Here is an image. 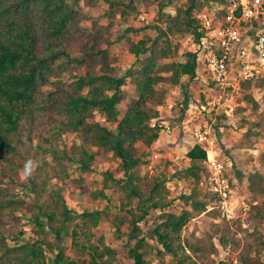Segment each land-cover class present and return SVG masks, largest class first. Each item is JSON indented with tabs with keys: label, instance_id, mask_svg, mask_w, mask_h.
Wrapping results in <instances>:
<instances>
[{
	"label": "trees",
	"instance_id": "obj_1",
	"mask_svg": "<svg viewBox=\"0 0 264 264\" xmlns=\"http://www.w3.org/2000/svg\"><path fill=\"white\" fill-rule=\"evenodd\" d=\"M81 1L0 0V264H42L46 258L45 245L53 255V264H112L103 258L100 245L93 240V230L102 221H120V216L100 208L74 212L66 202L59 210L39 203L49 178L43 179L40 169L36 173L30 172L25 179L21 177L25 165L29 161L33 163L37 156L32 153L33 142L38 140L37 148L44 152L51 149V156L58 164H63L64 160L77 162L84 170L95 161L97 152L92 148H104L121 161L127 176V183L122 185L123 192L128 185H134L132 194H139L137 176L130 174L131 169L145 162L144 152L138 153V143L147 148L160 139L159 127H153L151 123L153 118L161 115L158 107L168 102V86L182 85L185 78L198 80L196 50L185 52L184 60L173 59L179 52L173 36L191 34L199 44L205 34L199 19L202 10L198 0H187L177 7L174 15H168L166 29L156 37L127 38L126 47L138 58L139 66L126 76L115 74L111 55L115 42L114 23L105 24L93 19L82 9ZM98 1L87 0L92 6ZM139 1L155 5L159 10L174 4V0ZM104 2L113 13L120 12L123 19L130 10H135L132 1ZM226 3L227 0L220 1V5ZM121 6L124 9H119ZM225 13L222 10L219 16L223 17ZM90 20L91 25H85ZM127 78L134 86L132 92L123 89ZM253 84L262 86L264 80L245 81L242 86L251 88ZM246 98L253 99L250 93ZM120 108H124L123 114ZM110 123L114 128L109 126ZM69 132L76 133L79 143H74L68 150L53 147L55 141ZM187 156L191 164L182 172L183 177L202 183L209 174L206 150L195 144ZM44 164L49 165V162L44 161ZM56 167L52 165L53 169ZM58 179L62 181L61 177ZM153 179L152 193L160 186H166L163 176ZM111 181L120 183L122 180L109 172L104 185L108 186ZM28 183L36 193L34 202L38 212L30 216V222L38 226V239L11 245L6 241V222L25 202L16 197L13 190L17 185L27 186ZM255 190L264 193V185L258 180ZM212 195L218 209V198ZM184 198L188 200L192 196L184 195ZM153 207L160 205L155 202ZM196 208L203 211L205 204H197ZM253 208L259 222L264 221L263 205ZM146 214L144 211L139 219H133L134 237L129 244L126 264H148L143 251L145 239L139 238L141 231L137 223ZM194 214L188 210L167 212L153 230L164 249L173 255V264H189L190 256H180L181 250L190 247L195 254L203 251L197 243L193 245L181 236ZM238 227L242 228V224ZM69 234L81 253L79 259L69 256L63 247V240ZM82 234L85 242L81 241ZM246 241L235 264H264V254L252 252L254 242ZM221 243L241 247V239L230 234L223 235ZM210 253L203 255L206 264L212 262L208 260ZM200 257L202 255H197ZM193 262L196 264L195 259ZM218 264L227 263L222 260Z\"/></svg>",
	"mask_w": 264,
	"mask_h": 264
},
{
	"label": "rangeland",
	"instance_id": "obj_2",
	"mask_svg": "<svg viewBox=\"0 0 264 264\" xmlns=\"http://www.w3.org/2000/svg\"><path fill=\"white\" fill-rule=\"evenodd\" d=\"M131 1L135 10H130L125 19L121 18L120 12L110 11L109 4L104 0H99L93 6L89 5L87 0L81 1L82 9L93 19L105 24L114 23L115 42L111 48V55L115 74L119 76H126L130 70L139 66L138 58L126 47L127 38L139 40L156 37L168 26V15H174L177 7L182 6L187 0H174V4L165 6L162 10L155 8V5H145L139 0H126L127 3ZM220 1L198 0L202 11L218 7ZM119 9L124 7L121 6ZM141 14L146 16L144 20L140 18ZM90 23L91 20L86 21L85 25H91ZM173 40L179 48L178 54L173 58L175 60H184L185 52L196 49V42L191 34H177L173 36ZM197 74L198 80L185 78L182 85L168 86L170 96L167 98V104L163 105L162 112L164 118L177 127L175 141L163 144L154 142L147 148L140 147L141 143H138V153L141 155L144 152L145 162L131 169L130 174L137 176L136 183L139 186H136L139 194H132L134 185H128L123 192L122 185L127 183V176L121 161L104 148H92L97 152L95 161L89 169L84 170L77 162L64 160L63 164H58L51 156V149L44 152L41 148H37L38 140L33 142L32 153L37 156L33 158L31 173H36L40 169L42 178H49L39 203H46L50 208L59 210L66 202L74 212L82 213L100 208L120 216V221H102L93 230V240L100 245L103 258L112 264L127 263L129 244L134 237L131 225L133 219H139L144 211H147V214L137 223L141 231L139 238L145 239L143 251L146 253L148 264L175 263L173 255L164 249L153 232L156 225L163 221L160 217L170 211L182 213L188 210L195 213L187 228L181 232V236L188 238L193 245L197 243L203 251L195 254L190 247L185 251L181 250L180 256H190L187 261L189 264H195L194 259L196 264H206L203 255L210 251L208 260L212 262L209 264H218L222 260L227 264H235L246 240L254 242L252 252L260 251L264 254V221L259 222V216L253 208L255 205L264 207V193L255 190L257 180L264 185V177H262L264 176V85L253 84L251 88L241 89L235 100L233 112L202 114L199 119L202 124L209 127L211 135L217 142L220 158L228 169L236 205L234 218H228L214 205L208 177L198 184L193 178H185L182 175L191 164L187 153L193 145L189 132L183 127L185 110L197 111L196 106L208 96L207 91H209L207 86L202 84L201 79L205 72L201 67ZM123 89L127 92L134 90L130 78H127ZM248 93L252 95V100L246 98ZM169 101H172L173 108L168 106ZM120 109L123 114L124 108ZM98 118L102 119V117ZM109 126L114 128L112 123ZM74 143H79L76 133L69 132L55 141L53 147L68 150ZM154 150L161 152V158L152 163L154 169L151 173L147 165ZM44 161H48L49 165L44 164ZM52 165L57 167L53 169ZM109 172L114 173L122 181L120 183L111 181L105 186L104 182ZM157 176L166 179V186H160L152 193L151 188L155 185L153 178ZM21 177L26 178L24 173H21ZM60 177L62 181L58 179ZM13 191L16 197L24 199L25 202L6 222L8 235L6 241L11 245L35 242L38 239L36 233L38 226L30 222V216L38 212V205L34 202L36 193L32 190L31 184L17 185ZM184 195L192 198L186 200ZM155 202L160 207L154 208ZM201 203L205 204L203 211L196 208V205ZM239 223L242 224V228L238 227ZM244 228L248 229L243 230ZM72 229L71 225L70 233ZM227 234L240 238L241 247L233 248L231 243L222 244L221 237ZM51 239L55 241L53 236ZM81 241H86L84 234L81 235ZM63 247L72 258L81 257L70 234L63 240ZM43 249L46 258L42 264H53V255L47 246H43ZM54 252L56 253V249ZM197 255L202 257L197 258Z\"/></svg>",
	"mask_w": 264,
	"mask_h": 264
},
{
	"label": "built area",
	"instance_id": "obj_3",
	"mask_svg": "<svg viewBox=\"0 0 264 264\" xmlns=\"http://www.w3.org/2000/svg\"><path fill=\"white\" fill-rule=\"evenodd\" d=\"M222 10L226 13L220 17ZM140 18L144 20L145 14ZM199 19L205 34L195 50L198 69L201 67L205 72L201 81L209 91L206 100L196 106L197 111L185 110L186 117L182 122L192 138V146L199 144L206 150L208 181L211 192L218 198L219 210L228 218H234V190L227 166L220 158L209 127L199 119L202 114L233 112L235 100L243 89L242 83L264 80V0H227L225 5L201 11ZM168 106L173 108L172 101ZM162 107H158L161 115L153 118L151 125L159 127L157 144L172 143L177 127L164 118ZM160 158L161 152L154 150L147 165L149 172L153 173L152 163Z\"/></svg>",
	"mask_w": 264,
	"mask_h": 264
},
{
	"label": "clouds",
	"instance_id": "obj_4",
	"mask_svg": "<svg viewBox=\"0 0 264 264\" xmlns=\"http://www.w3.org/2000/svg\"><path fill=\"white\" fill-rule=\"evenodd\" d=\"M31 168H32V162L29 161L26 165H25V169H24V174L25 176L29 175L31 172Z\"/></svg>",
	"mask_w": 264,
	"mask_h": 264
}]
</instances>
